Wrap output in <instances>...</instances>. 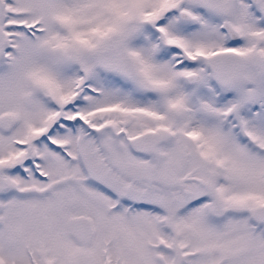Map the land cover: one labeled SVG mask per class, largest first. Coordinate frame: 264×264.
Instances as JSON below:
<instances>
[{
	"label": "snow or ice",
	"instance_id": "snow-or-ice-1",
	"mask_svg": "<svg viewBox=\"0 0 264 264\" xmlns=\"http://www.w3.org/2000/svg\"><path fill=\"white\" fill-rule=\"evenodd\" d=\"M0 264H264V0H0Z\"/></svg>",
	"mask_w": 264,
	"mask_h": 264
}]
</instances>
